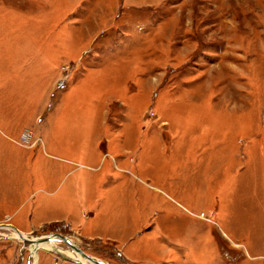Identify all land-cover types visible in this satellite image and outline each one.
<instances>
[{
  "label": "rangeland",
  "instance_id": "1",
  "mask_svg": "<svg viewBox=\"0 0 264 264\" xmlns=\"http://www.w3.org/2000/svg\"><path fill=\"white\" fill-rule=\"evenodd\" d=\"M158 222L264 264V0H0V224L171 264ZM30 244L0 228V264ZM56 245L35 264H83Z\"/></svg>",
  "mask_w": 264,
  "mask_h": 264
},
{
  "label": "crops",
  "instance_id": "2",
  "mask_svg": "<svg viewBox=\"0 0 264 264\" xmlns=\"http://www.w3.org/2000/svg\"><path fill=\"white\" fill-rule=\"evenodd\" d=\"M162 219L168 220L170 226H173L175 223L180 224V221H183L181 216H174L172 215L173 212L171 211H159L156 215L160 216ZM200 218V217H199ZM172 222V223H171ZM157 228V229H156ZM155 228V233L157 234L156 240L154 239V244L150 247L151 252L155 255L158 254L163 259L162 261H166L171 264H187L190 262L194 263H200V264H220L222 262H225L222 258H215V255L206 256V257H199L195 260H192L190 257V247L187 245L186 239L180 240V239H168V242H165L163 239H161V234L159 229L161 228L160 222H158L157 226ZM20 229V228H19ZM160 234V237H159ZM246 257L254 258L257 255H250L249 253H246ZM215 258V259H213ZM239 260V259H238ZM247 260L251 259H245V256L240 258L241 264H248L249 262Z\"/></svg>",
  "mask_w": 264,
  "mask_h": 264
},
{
  "label": "bare ground",
  "instance_id": "3",
  "mask_svg": "<svg viewBox=\"0 0 264 264\" xmlns=\"http://www.w3.org/2000/svg\"><path fill=\"white\" fill-rule=\"evenodd\" d=\"M0 228L12 229L13 231H15L18 238L31 242V244L29 245V249L32 251L33 261L30 262L29 264H35L37 262V259L39 258L40 253H41L40 249L55 251V250H58V247L56 245V242L58 240L65 243V241H63L57 234H54L55 232L42 233V234H37L35 236H27L25 233L20 231L17 227H14V226H11L8 224H4V225L0 224ZM26 239H28V240H26ZM69 239H70V243L73 245H70L67 243L66 244L69 245L75 253L82 256V258H81L78 255H75L74 258L78 262H82L84 264V260H85L86 264H101L99 262V261H103L101 259H98V258L97 259L96 258L88 259V258L84 257L82 254H80L77 251V249L75 248L78 245L71 238H69ZM103 262H105V261H103Z\"/></svg>",
  "mask_w": 264,
  "mask_h": 264
},
{
  "label": "water",
  "instance_id": "4",
  "mask_svg": "<svg viewBox=\"0 0 264 264\" xmlns=\"http://www.w3.org/2000/svg\"><path fill=\"white\" fill-rule=\"evenodd\" d=\"M54 234H57L63 241H65V243L67 244H70V245H73L70 243V239L66 236V235H63L61 233H54ZM49 235V234H48ZM28 240V239H26ZM77 249V251L82 254L84 257L88 258V259H93L94 257L89 255L88 253L84 252L79 246H76L75 247ZM101 264H110L108 262H103V261H99Z\"/></svg>",
  "mask_w": 264,
  "mask_h": 264
}]
</instances>
